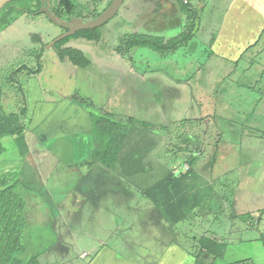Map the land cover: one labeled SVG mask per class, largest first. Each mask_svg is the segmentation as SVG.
<instances>
[{
  "label": "crops",
  "instance_id": "obj_1",
  "mask_svg": "<svg viewBox=\"0 0 264 264\" xmlns=\"http://www.w3.org/2000/svg\"><path fill=\"white\" fill-rule=\"evenodd\" d=\"M210 2L211 27L204 33L198 31L210 41L202 64L211 74H222L220 84L210 89L221 94L220 106L225 105L223 111L229 117L206 116L203 120L196 91H188L186 107L183 95L177 94L182 105L180 123L187 127L180 146L174 145V139L170 146L171 103L163 90L154 91L158 81L153 80L154 72L137 75L123 73L121 68L107 69L114 78L108 76L119 84L129 79L152 88L154 92L144 103L133 95L135 103L150 115L144 121L108 112L101 104L47 98L37 78L27 81V128L21 136L11 137L13 152L1 147L0 154V175L15 173L22 194L27 190L38 195L33 203L34 220L27 221L20 233L23 251L16 255L18 259L35 257L38 264H264V193L259 196L258 191L248 189L254 175L239 174L236 166L227 164L232 156L249 165L264 152V138L255 123L264 92L254 97L248 109L232 103L237 86L254 96L252 90L263 72L257 58L264 51V0ZM168 30L148 36H176ZM90 61L84 69L87 72L96 64ZM60 63L76 69L68 60ZM201 69L199 66L194 76ZM93 75L98 82L101 75ZM237 75L240 78L235 82ZM92 113L123 120L118 131L120 149L113 159L94 154L100 138L94 131ZM237 115L257 128L251 126L246 135L237 134ZM218 120L231 136L223 145ZM208 121L214 126L201 136L198 126L209 125ZM232 145L240 148L235 151ZM178 154L182 157L179 163L175 162ZM181 163L190 169L174 175L171 166ZM234 182L246 187L241 189L242 200L229 190L235 188ZM200 241L207 247L210 242L221 245L224 250L213 257L201 249Z\"/></svg>",
  "mask_w": 264,
  "mask_h": 264
},
{
  "label": "rangeland",
  "instance_id": "obj_2",
  "mask_svg": "<svg viewBox=\"0 0 264 264\" xmlns=\"http://www.w3.org/2000/svg\"><path fill=\"white\" fill-rule=\"evenodd\" d=\"M68 1L74 7L72 18L77 17L86 21L100 14L111 2V0ZM57 2L58 0H45V4L50 7ZM9 4H14L19 8L26 7L30 4V0H12ZM36 4L37 0H33L31 7ZM122 5V8L113 19L98 28L99 40L97 42L87 41L83 38H70L63 45V47H73L74 49L76 47L87 58L95 61L96 64L99 63L98 66L95 64L92 67L93 69L88 72L84 69H72L61 65L56 51L53 48L45 49L46 45L62 34L61 28L51 23L42 14L30 15L26 12L9 11L6 16V23L0 25V115L19 113L22 108V93L18 91L17 86L10 84L9 75L22 65L34 68L37 56L41 55L42 70L37 77L28 76L25 73L14 77L22 88L24 95L27 91V81L31 78H37L40 88L47 98L59 100L63 97L76 96L79 99L88 101L92 106L93 104L96 106L101 104L108 112H118V114L130 117L133 120L144 121L150 115L145 112L143 105L135 103L133 95L136 93L144 103L151 96L150 92L163 90L164 95L167 93L169 96L168 102L171 103L168 114L170 120V146H172V139L175 141V146H180V138L187 132V127L185 125L181 126L180 123L182 105L178 104L177 94L179 96L183 95L186 107V104L188 105V91L193 88L196 91L194 97L200 103L201 113L199 115L203 120L206 116L229 117L228 113L223 111L225 105L221 103L220 106V102L223 101L220 97L221 94L216 95V91L210 89L211 86L220 84L222 74L213 72L211 74L208 66L202 64L208 55L207 49L210 41L207 42V34H198V31L201 30L204 33L211 27L209 12L213 6L212 2L210 0H125ZM167 28H169L167 32L176 36L189 32L194 28L195 32L187 42L181 44L173 52H169L167 57L168 53L161 54L145 48L125 50L124 45L121 43V39L125 36L134 34L162 35ZM34 37H38L42 41V45H45L44 48L41 44L34 42ZM190 60L192 61L190 62ZM198 61H200L199 64ZM257 63L259 69L263 72L261 75L259 74L260 77L257 79L259 81L258 85L252 90L255 95H251L249 89L237 86L232 94L234 96L232 103L235 101L233 106L247 107L248 109L249 104L254 103V97L261 96V93L264 92V51L257 58ZM199 66L202 69L194 76ZM108 68H121L125 69L123 73L129 74L132 72L137 75L154 72L153 74L157 76L153 77V80L155 78L158 81L154 83V91L151 90L152 88L148 84L132 83L129 79V82L123 81L119 84L116 79H112L114 77L113 73H110L111 71L107 73ZM101 71L106 72L107 76L112 74V78L109 76V78H105L106 73L103 74ZM93 74L101 75L98 82ZM146 76V82L150 81L148 75ZM238 77L239 75L234 76L235 82ZM258 98L261 99V97ZM258 106L256 110L258 121L256 120L255 123L259 131L257 132L264 138V98L261 99ZM237 116V134L246 135L251 126L257 128L256 125L252 124V121L246 120V117L242 116L243 119L239 115ZM261 117L263 118L262 121ZM120 119L124 118L120 117ZM22 121L25 131L28 124L25 122V118ZM208 123L209 125L206 123H200L199 126L195 125L200 128L198 134L201 133V136H203V132L210 131L214 124L211 121H208ZM216 125L219 132L223 133L221 144H226L227 142L224 141L231 140V136L225 128V123L218 120ZM262 125L263 127H261ZM206 134L209 135L208 132ZM232 146L235 151L240 148L239 145ZM257 146L261 147L262 143ZM1 147H6L10 152H13L15 147L13 138H1ZM222 147L228 149L230 146L224 145ZM176 158L175 162L179 163L182 157L178 154ZM230 159L231 161L229 160L227 164L232 165L233 168L236 166V171L239 174L244 171L249 173L248 175L244 174L246 176L254 175L252 179L254 180L253 186L248 189L254 191L255 194L258 191L259 196H262V193H264V152L259 154L257 162L254 161L249 165L238 162L236 159L232 160V156H230ZM236 179L234 178V181ZM234 187L230 186V192H234L242 200L241 191L246 187L244 188L243 185L237 187L236 182H234ZM16 191L22 194L20 187ZM37 196L28 194L26 197V203H28L26 219L31 223L34 220L33 203L38 201Z\"/></svg>",
  "mask_w": 264,
  "mask_h": 264
},
{
  "label": "trees",
  "instance_id": "obj_3",
  "mask_svg": "<svg viewBox=\"0 0 264 264\" xmlns=\"http://www.w3.org/2000/svg\"><path fill=\"white\" fill-rule=\"evenodd\" d=\"M11 3V2H10ZM33 0L26 7H16L14 4H7L0 12V25L6 23V16L9 11L26 12L30 15H37L40 9V0L37 4L31 7ZM109 5V3H108ZM52 13L59 21H68L73 17L74 7L68 0H58L56 4L50 7ZM99 15V14H97ZM97 15L93 16L96 17ZM195 28L189 32L181 33L176 37L164 39L162 37L147 36L142 34H134L125 36L121 39L125 50H132L135 48L150 49L155 52L164 54L173 52L181 44L187 42L194 34ZM70 38H83L87 41L97 42L99 40L98 28L93 30L80 31L73 36L67 37L56 43L53 49L56 51L60 62L68 60L72 66L78 69H86L90 66V60L80 51L70 47H63L66 41ZM34 42L41 44L42 41L38 37H34ZM45 45H42L44 48ZM36 66L30 68L22 65L14 70L9 75V82L17 86L22 97V108L19 113H8L0 115V139L4 137H18L23 134L24 125L22 119L25 115V95L15 76L25 73L28 76H37L41 73V55L36 58ZM72 101H79L85 104L87 101L79 99L76 96L70 98ZM122 120V119H121ZM92 121L94 131L99 136V147L94 151V154L103 156L106 160L113 159L119 152L120 142L118 131L123 124V120H116L108 113H92ZM128 121V120H127ZM0 148V154L3 153ZM189 169H190V165ZM15 173H4L0 175V264H38L35 257L26 258L24 261L16 257L17 254L22 253L23 248L20 241V233L24 227L28 226L27 203L26 197L31 194L24 190L23 195L16 191L19 181L14 178ZM203 241H200L202 250L213 257H219L224 250V247L210 242L209 247L205 246Z\"/></svg>",
  "mask_w": 264,
  "mask_h": 264
},
{
  "label": "water",
  "instance_id": "obj_4",
  "mask_svg": "<svg viewBox=\"0 0 264 264\" xmlns=\"http://www.w3.org/2000/svg\"><path fill=\"white\" fill-rule=\"evenodd\" d=\"M11 1L12 0H0V12ZM123 2L124 0H111L105 10L93 19L86 21L81 18L74 17L67 21L68 24H64L54 16L50 7L45 4V0H40V9L38 10V14L44 15L51 23L65 30L62 34L54 38L48 45H46L45 49L53 48L56 43L67 37L73 36L77 32L93 30L106 24L116 16Z\"/></svg>",
  "mask_w": 264,
  "mask_h": 264
},
{
  "label": "built area",
  "instance_id": "obj_5",
  "mask_svg": "<svg viewBox=\"0 0 264 264\" xmlns=\"http://www.w3.org/2000/svg\"><path fill=\"white\" fill-rule=\"evenodd\" d=\"M171 170L174 175H179L182 172L188 171L189 166L187 163H181L179 166H175V165L171 166Z\"/></svg>",
  "mask_w": 264,
  "mask_h": 264
},
{
  "label": "flooded vegetation",
  "instance_id": "obj_6",
  "mask_svg": "<svg viewBox=\"0 0 264 264\" xmlns=\"http://www.w3.org/2000/svg\"><path fill=\"white\" fill-rule=\"evenodd\" d=\"M48 6V5H47ZM50 7V6H49ZM60 22H64V24H68V22L67 21H60ZM60 28V27H59ZM62 29V28H61ZM65 30L64 29H62V32H64Z\"/></svg>",
  "mask_w": 264,
  "mask_h": 264
}]
</instances>
